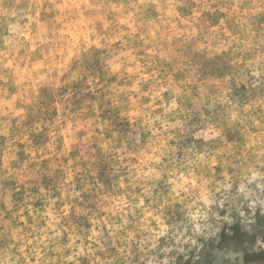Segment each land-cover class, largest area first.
Instances as JSON below:
<instances>
[{"label":"rangeland","instance_id":"obj_1","mask_svg":"<svg viewBox=\"0 0 264 264\" xmlns=\"http://www.w3.org/2000/svg\"><path fill=\"white\" fill-rule=\"evenodd\" d=\"M0 264H264V0H0Z\"/></svg>","mask_w":264,"mask_h":264}]
</instances>
